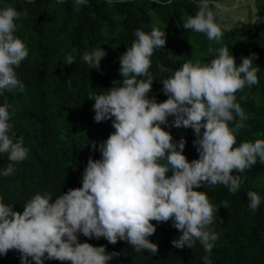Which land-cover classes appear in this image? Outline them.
Listing matches in <instances>:
<instances>
[{
    "label": "clouds",
    "instance_id": "9594fccd",
    "mask_svg": "<svg viewBox=\"0 0 264 264\" xmlns=\"http://www.w3.org/2000/svg\"><path fill=\"white\" fill-rule=\"evenodd\" d=\"M74 2L79 6L88 0ZM210 2L196 0L198 10L186 19L183 28L206 34L209 41L220 44L223 31ZM22 17L26 18L27 12L11 6L0 8V94L5 89L23 91L25 87L16 74L29 54L15 35L16 21ZM134 35L131 47L120 56L122 79L88 96L94 100L95 122L111 120L114 128L99 144L101 158H89L81 187L70 188L55 199L50 192L37 193L25 202L22 212L0 197V255L16 250L22 264H30L29 258L35 264H44L45 259L109 264L118 252L80 242L78 234L89 239L103 237L113 245L123 240L136 252L156 254L158 246L149 239L156 231L152 221L171 220L181 233L172 245L192 249L199 241L208 253L202 257L204 264H212L210 254L218 234L209 226L219 207L198 189L223 185L235 194L242 179L233 173H243L257 158L264 163V139L235 146L236 133L248 118L236 102V93L259 83L258 68L252 66L255 54L243 57L237 65L227 46L209 47V55L216 53L209 62L189 60L160 78L167 99L157 102L148 96L156 77L149 69L154 50L164 48L165 31L153 25L150 32L137 28ZM105 54L103 48L85 51L81 59L90 69L99 68ZM73 63L75 56L66 55L64 64ZM158 69L171 71L162 64ZM8 109L9 105H0V153H6L10 161L0 173L4 177L12 175L13 165L28 155L23 138H12L15 134ZM164 126L191 128L198 158L189 161L184 154L186 140L174 141ZM246 195L250 210L255 212L260 195L252 190ZM222 207L227 209L228 201H222Z\"/></svg>",
    "mask_w": 264,
    "mask_h": 264
},
{
    "label": "trees",
    "instance_id": "16d2710c",
    "mask_svg": "<svg viewBox=\"0 0 264 264\" xmlns=\"http://www.w3.org/2000/svg\"><path fill=\"white\" fill-rule=\"evenodd\" d=\"M14 7L27 12L16 21L15 35L28 48V57L16 68L17 78L25 85L3 90L0 105H9L12 138H23L27 159L13 165L12 175L0 174V197L22 212L23 205L37 193L50 192L53 199L70 188L82 186V175L89 158L100 159L99 144L114 131L111 120L95 122L92 93L104 91L120 81V56L131 47L137 28L150 32L153 25L165 31L164 48L154 50L149 74L156 76L149 98L157 102L167 99L160 78L171 75L184 62L200 59L209 62L216 53L208 48L227 46L237 65L242 58L252 56L258 68V84L245 86L236 93L238 102L248 117L236 133V145L264 139V21L248 29L225 28L215 5L216 22L223 31L220 44L209 41L206 34L183 28L189 16L198 10L196 0H88L76 5L74 0H0V8ZM264 15V0H258ZM221 10V9H220ZM219 10V11H220ZM191 44H190V42ZM103 48L105 56L99 68H91L81 59L85 51ZM68 54L75 63L64 64ZM169 72H160L158 65ZM139 79V78H138ZM147 79V77H144ZM71 80L69 84L68 81ZM243 97V99L241 98ZM173 117H168L171 122ZM238 119V118H236ZM229 122V126H234ZM174 141L186 140L184 154L189 161L199 153L193 146L191 128L164 126ZM95 145V147L93 146ZM10 163L6 153H0V173ZM240 175L241 189L232 194L223 185L201 186L214 207L213 223L209 226L218 234L210 254L212 264H264V163H257ZM171 175V172L168 173ZM256 191L261 197L259 208L252 212L246 193ZM228 201V208L222 207ZM149 239L157 244L158 252H136L126 241L110 244L105 238L78 234L80 242L105 246L106 252H118L109 264H204L208 255L199 241L192 249L175 248L172 240L181 234L173 222L157 223ZM30 264H35L29 258ZM0 264H22L20 253L9 250L0 255ZM44 264H70L68 261L47 260Z\"/></svg>",
    "mask_w": 264,
    "mask_h": 264
},
{
    "label": "rangeland",
    "instance_id": "374dc122",
    "mask_svg": "<svg viewBox=\"0 0 264 264\" xmlns=\"http://www.w3.org/2000/svg\"><path fill=\"white\" fill-rule=\"evenodd\" d=\"M220 1L227 5L235 2V0ZM219 10L217 9L220 18L223 20V26L228 29H248L255 26L257 22L264 21V15L258 8V0H242L234 10Z\"/></svg>",
    "mask_w": 264,
    "mask_h": 264
},
{
    "label": "water",
    "instance_id": "95a60500",
    "mask_svg": "<svg viewBox=\"0 0 264 264\" xmlns=\"http://www.w3.org/2000/svg\"><path fill=\"white\" fill-rule=\"evenodd\" d=\"M241 1L242 0H235L234 4L227 5L221 2L220 0H211L210 4L215 5L217 8L221 10L230 11L236 9L240 5Z\"/></svg>",
    "mask_w": 264,
    "mask_h": 264
}]
</instances>
